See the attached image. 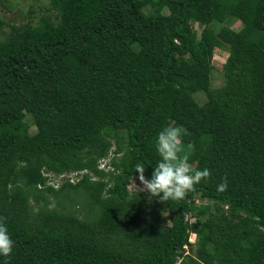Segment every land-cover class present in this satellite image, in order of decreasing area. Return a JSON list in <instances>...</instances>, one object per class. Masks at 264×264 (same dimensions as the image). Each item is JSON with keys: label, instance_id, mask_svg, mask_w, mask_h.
Listing matches in <instances>:
<instances>
[{"label": "trees", "instance_id": "trees-1", "mask_svg": "<svg viewBox=\"0 0 264 264\" xmlns=\"http://www.w3.org/2000/svg\"><path fill=\"white\" fill-rule=\"evenodd\" d=\"M49 4L0 40V264H264V0ZM167 126L211 174L161 201L129 184Z\"/></svg>", "mask_w": 264, "mask_h": 264}, {"label": "clouds", "instance_id": "clouds-1", "mask_svg": "<svg viewBox=\"0 0 264 264\" xmlns=\"http://www.w3.org/2000/svg\"><path fill=\"white\" fill-rule=\"evenodd\" d=\"M184 132L182 126H167L158 133L156 151L159 153L160 159L154 167L150 179L144 175L145 166L143 163L135 165L136 172L139 173V180L151 195L157 196L161 201L183 199L186 192L192 190L194 185L202 179L206 180L211 174L207 167L193 168L189 163L192 146L188 145L187 151L183 148L181 139ZM52 175V173L47 174L49 177H53ZM74 175L73 172H65L56 178L71 177V180L74 181ZM227 187L228 179L223 177L222 182L217 185V190L224 191ZM13 245L14 241L8 227L3 218H0V256L8 257L13 251Z\"/></svg>", "mask_w": 264, "mask_h": 264}, {"label": "rangeland", "instance_id": "rangeland-1", "mask_svg": "<svg viewBox=\"0 0 264 264\" xmlns=\"http://www.w3.org/2000/svg\"><path fill=\"white\" fill-rule=\"evenodd\" d=\"M42 17L56 18L55 11L50 8L49 0H0V22H2V25H0V40L10 34L12 25L16 27L28 24L34 26L40 22ZM230 25L234 29H239L241 27L239 21L232 22ZM193 27L200 33V28L197 23H194ZM227 55L228 53L226 50L220 48L214 50L212 63L216 70L213 74L212 83L215 86L222 84V66ZM195 97H197L198 101L203 99L201 95H195ZM30 130L34 131V128H30ZM108 160L109 158L101 160L99 167L108 168V166L105 165ZM52 176L56 178L54 175ZM129 188L131 190L141 191L145 189V185L139 180V177L134 176L129 184ZM188 238L189 242H196V235L193 232L189 234ZM184 249L185 254L189 253L188 245H185Z\"/></svg>", "mask_w": 264, "mask_h": 264}, {"label": "built area", "instance_id": "built-area-1", "mask_svg": "<svg viewBox=\"0 0 264 264\" xmlns=\"http://www.w3.org/2000/svg\"><path fill=\"white\" fill-rule=\"evenodd\" d=\"M180 260H181V259L179 258L175 264H179Z\"/></svg>", "mask_w": 264, "mask_h": 264}]
</instances>
